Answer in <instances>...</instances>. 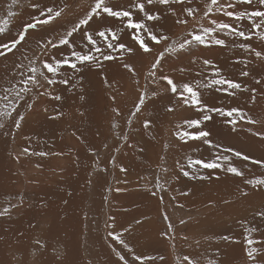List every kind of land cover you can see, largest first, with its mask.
<instances>
[{
	"label": "snow or ice",
	"instance_id": "snow-or-ice-1",
	"mask_svg": "<svg viewBox=\"0 0 264 264\" xmlns=\"http://www.w3.org/2000/svg\"><path fill=\"white\" fill-rule=\"evenodd\" d=\"M19 0H11L7 16L0 20V36L5 35L12 24L13 18L21 13L13 10ZM86 4V7L84 6ZM27 7L33 10L31 19L25 22L15 36L7 42L0 43V57L15 55L19 52V60L14 61L12 69L8 70L7 78L0 84V138H16L22 133L23 126L30 116L37 111L43 112L49 120H59L64 116L63 105L73 94L82 102L76 111L80 117H85L83 103H87L84 86L86 72L97 75L104 89V97L110 110L108 125L112 138L111 150L120 153L124 148L131 149L143 158L146 148L137 141L131 143L136 131L135 125L140 122V132L153 134L155 120L148 112L150 104H155L158 98L169 97L163 106L165 114H176L184 109H192L196 115L184 118L175 125L173 135L179 141V146L187 145L190 141L199 142L211 151L208 158L186 156L184 162L176 161L178 174L167 167V156L161 155L155 165L154 182L147 181L144 190L152 197L164 203L162 192L170 190L172 182H178L181 177L191 180L221 179L219 172L233 175L242 180L244 187H238L239 198H248L256 192H264V174L251 175L248 165L264 169V158L246 154L231 146H224L213 139V131L209 126L219 118L220 122L231 128L233 132L247 131L251 136L264 141V117L258 118L250 114L251 106L264 101V72L253 74V65H264V47L257 48L252 41L258 40L264 44V0H84V4L74 5L69 0H57L52 5H42L41 0H27ZM80 10L70 26L62 25L60 29L52 28L44 36L29 42V33L44 26H52L70 12ZM226 17V20L219 19ZM171 17L174 26H182L185 33L180 38H174L172 27L168 25ZM246 22V23H245ZM96 27H93V25ZM127 33L131 43L124 40ZM218 33H224L233 38L232 48L243 50L245 59H236L234 63L243 65L240 78H230L223 74L222 69L214 61L207 58H194L191 64L202 65L196 71L198 79L177 80L171 72L163 71L166 58L192 45L209 47L217 45L228 47L225 39L219 38ZM79 37V39H77ZM159 49V50H157ZM136 56L152 57L143 73L132 62ZM115 69L119 75L127 76L132 82L135 98L127 115L123 110L121 99L126 96L123 85L112 75L110 69ZM210 70V75H205ZM183 74L189 69H175ZM143 80V82H142ZM251 80L255 86L247 83ZM211 93L221 94L219 103H211L207 98ZM247 94L245 107L232 100H239L242 94ZM41 101L46 103L41 104ZM24 109L21 111V109ZM76 135L75 132L72 133ZM99 136L100 133L98 132ZM81 137L77 136V139ZM153 138H155L153 136ZM30 140V137H24ZM172 147L165 141L163 148L167 153ZM105 150L110 148L108 143L103 145ZM90 154L95 158L94 167L107 171V166L100 168L101 161L96 149L90 148ZM60 156L61 152L35 151L30 146H24L12 154L16 163L29 157ZM247 162L240 166L234 162ZM108 163L127 174L128 168L118 163L117 156L112 155ZM35 168L42 169L36 163ZM203 170V171H201ZM16 173H13L15 176ZM36 184L38 181H28ZM92 183L91 179L88 181ZM151 184V187L148 184ZM111 190V189H109ZM117 192L122 189L117 188ZM190 192H181L188 196ZM107 199V197H105ZM176 200V197H171ZM67 204V201L64 202ZM225 204L230 201L225 200ZM26 206L23 193L9 194L6 206L0 208V219H12ZM41 207H46L43 202ZM177 207L184 205L177 203ZM211 206V205H210ZM112 222H105L106 240L109 247L118 258L120 264H130L126 255L115 245L132 255V260L139 264H149L157 258L153 256L136 255L134 249L123 238L124 233L131 232L132 226L115 230L114 217ZM146 219V218H145ZM166 230L161 234L170 241H175V225L167 212L163 213ZM143 223L141 219L135 224ZM179 223H187L180 219ZM242 228V240L234 236L222 235L225 242L242 244V264H264V202L253 210L251 219L238 221ZM29 228H37L36 222H30ZM24 233L21 232L20 236ZM187 239V237H183ZM34 255L48 250L45 241L36 238L33 242ZM160 261L165 257L160 256ZM52 264H63V257L58 248H52ZM90 264V262H89ZM179 264H201L200 260L184 255ZM207 264H220V252L217 249L215 258Z\"/></svg>",
	"mask_w": 264,
	"mask_h": 264
},
{
	"label": "rangeland",
	"instance_id": "rangeland-1",
	"mask_svg": "<svg viewBox=\"0 0 264 264\" xmlns=\"http://www.w3.org/2000/svg\"><path fill=\"white\" fill-rule=\"evenodd\" d=\"M56 2L57 0H41L42 5H52ZM114 2L126 3L127 0H114ZM69 3H73L75 8L77 4H84V0H69ZM9 4L11 0H0V20L6 18ZM84 6L86 7V4ZM13 10L21 14L13 18L10 30L0 36V43L12 39L33 14V10L27 7V0H19L18 6ZM79 11L70 12L52 26H44L35 32H30L29 42L34 46V39L47 35L52 28L62 30V25L70 26L69 22L75 20ZM219 19L227 18L219 16ZM167 22L172 27L174 38L184 35L185 29L182 26H174L171 17ZM93 27L96 25L94 24ZM217 35L225 39L228 47L214 44L209 47L192 45L166 58L163 71L173 73L177 80L198 79L196 71L200 70L202 65L199 63L193 65L191 60L199 57L214 61L224 75L239 79L243 65L234 61L238 58H247V54L243 50L232 48V37L224 33ZM124 40L131 43L127 33L124 34ZM252 43L257 48L264 47V44L258 40L254 39ZM19 58V52L0 57V84L5 82L8 70L12 69L13 62ZM151 59L152 57L136 56L132 58V62L143 73ZM173 62H176V65ZM170 64L175 67H171ZM180 67L188 68L189 71L183 74L174 71ZM110 71L117 80H120L123 85L122 90L131 94L120 101L121 104H125L123 110L127 115L135 98L132 82L126 75L123 77L119 75L114 68ZM252 71L254 75L264 72V65H253ZM204 74L210 75V70H205ZM84 75L87 103H83L82 110L86 112L85 117H80L76 111L82 102L73 94H69L70 98L63 105L64 116L61 119L49 120L43 112L37 111L30 116L16 140L0 138V208L6 206L9 194L23 193L26 199V206L12 219H0V264H52V248L60 250L63 264H89V262L120 264L109 247L110 241L105 239V222L111 223L110 217H114L116 231H123V228L132 226L131 232L124 233L123 238L134 249L136 255L157 258L149 264H161L162 261L159 260L161 255L169 264H179L184 255L199 259L201 264H207L209 259L215 258L217 249L220 252V264H242V244L225 242L220 237L230 235L242 240V228L238 221L251 219L253 210L264 202V192L252 194L249 203L243 204L237 193L238 187H244L241 178L219 172L221 177L219 180H191L181 177L178 182H172L169 186L170 192L160 193L164 197L162 204L159 199L144 190L147 181L154 182L155 165L159 162V157L166 154L167 167L174 170L173 174H178L176 161L184 162V158L188 155L193 158L201 156L208 158L211 155L207 146L199 142L190 141L187 145L177 147L179 141L173 135L176 131L175 125L181 123L184 118L194 117L196 113L192 109H184L176 114H165L163 106L168 103L169 97L158 98L155 104L149 105L148 112L145 113V115L151 114L155 120L154 133L141 134L140 122L137 121L131 141V143L139 141L146 148L144 157L141 158L137 152L128 148L115 153L111 150L113 141L108 125L110 110L107 105L99 101V98L100 100L105 98L104 89L97 75L91 72H86ZM247 83L255 86L251 80H247ZM246 97V93L242 94L239 100L233 99L232 104L239 103L249 107L244 105ZM207 98L211 103H219L222 97L221 94L211 93ZM43 103L46 102L41 101V104ZM23 110L22 108L21 111ZM250 114L258 118L264 117V101L251 106ZM209 126L212 128L213 139L216 142L254 157L264 158V141L251 136L247 131L233 132L230 127L222 124L219 118ZM258 127L264 128V124ZM73 132L76 135H73ZM77 136L81 138L77 139ZM24 137H30V140H25ZM165 141L172 145L167 153L163 148ZM105 143L110 146L108 150L103 148ZM29 144L35 151L61 152L63 155H49L44 158L33 156L21 160L19 164L16 163L12 159V154ZM90 148L97 150L101 161L99 167L107 166V171L100 172L94 167L95 158L90 154ZM112 155L117 156L119 164L128 168L127 174L108 163ZM233 159L240 166L247 164L236 158ZM36 163L41 164L42 169L35 168ZM25 166L27 170L23 171ZM248 167L252 169L249 176L264 174V169L252 165ZM13 173L16 175L13 176ZM142 177H146L147 181ZM89 179L92 181L91 184L88 183ZM30 180L38 183L30 184L28 182ZM148 186L151 187V184L149 183ZM117 188L122 191L117 192ZM185 191L190 194L180 195ZM173 196L176 200L171 199ZM234 198L236 201H233ZM225 200L230 201L231 204H225ZM65 201L67 204L64 203ZM42 202L46 207L40 206ZM177 203L183 204L184 207H177ZM232 203L234 205L232 212L226 217L217 218L218 213L225 211V206L231 207ZM220 205L223 207L217 210L216 207ZM164 212H167L175 225L174 242L161 235L166 230ZM137 219H141L143 223L136 225ZM180 219H185L187 223L181 225ZM30 222H36L37 228H29ZM21 232L24 233L23 236H20ZM183 237L187 239H182ZM36 238L45 241L48 245V250L43 254L39 251L33 254L35 251L33 242ZM115 246L126 255L130 264H139L132 260V255L126 250L119 245Z\"/></svg>",
	"mask_w": 264,
	"mask_h": 264
},
{
	"label": "bare ground",
	"instance_id": "bare-ground-1",
	"mask_svg": "<svg viewBox=\"0 0 264 264\" xmlns=\"http://www.w3.org/2000/svg\"><path fill=\"white\" fill-rule=\"evenodd\" d=\"M218 51V50H217ZM212 53H214V52H212ZM215 54V53H214ZM173 64L174 65H176V62H173ZM173 64L171 65L170 64V66L171 67H175V66H173ZM227 76V75H226ZM132 90V89H131ZM134 91V90H133ZM133 93V92H132ZM101 94H102V97H103V93L101 92ZM127 95H131V94H129V92L126 94V96ZM134 95H135V92H134ZM213 98V97H212ZM131 99H133V97L131 98ZM104 100V101H103ZM103 100H100V98H99V101H101V103H103L105 106L107 105V100H106V98H103ZM127 100V99H126ZM103 101V102H102ZM133 101V100H132ZM126 103V102H125ZM122 105H125V104H122ZM94 118V117H93ZM31 120V119H30ZM73 137V136H72ZM9 139V138H8ZM74 140V139H73ZM150 140V139H149ZM20 142V141H19ZM76 142V141H75ZM64 146V145H63ZM33 147V146H32ZM56 164V163H55ZM59 164V163H58ZM23 170V169H22ZM27 170V168H26V166H25V168H24V170L23 171H26ZM18 182V181H17ZM23 182V181H22ZM27 183V182H26ZM21 184V183H20ZM25 184V181H24V183H23V185ZM20 186V185H19ZM18 187V186H17ZM25 187H27V186H25ZM29 187V186H28ZM20 188V187H19ZM27 189V188H26ZM170 192V191H169ZM255 194V193H254ZM27 197V196H26ZM253 198V197H252ZM188 199H190L189 197H188ZM231 199V198H230ZM240 199V201H241V203H243V204H248L249 203V197L248 198H239ZM186 201H187V199H186ZM232 201V200H231ZM233 201H236V198H234L233 199ZM232 201V202H233ZM255 201H257V200H255ZM189 202H187V204H188ZM251 203V202H250ZM231 204V203H230ZM237 204H238V201H237V203H236V206H237ZM239 205H241L242 206V204H239ZM203 207H205V206H203ZM220 207L222 208L223 207V205H220V206H217L216 207V209L217 210H219L220 209ZM247 207H248V205H247ZM233 208H234V205H233V203H232V206L230 207V206H225V211H220V212H222V213H218V215H217V218H222V217H226V216H228L231 212H232V210H233ZM238 208V207H237ZM242 209V208H241ZM211 210V209H210ZM214 210V209H213ZM212 210V211H213ZM222 210V209H221ZM209 211V210H208ZM212 211H210L211 213H212ZM238 212H239V210H237ZM209 212V213H210ZM236 212V211H235ZM237 214V213H236ZM213 215V214H212ZM85 217V216H84ZM238 217V216H237ZM86 218V217H85ZM207 218V217H206ZM210 218V217H209ZM228 218V217H227ZM210 219H212V218H210ZM233 219V218H232ZM237 219V218H236ZM206 220H208V219H206ZM235 220V219H234ZM237 221V220H236ZM65 223V222H64ZM118 226V225H117ZM196 226V225H195ZM71 229V228H70ZM76 229V228H75ZM190 230H192V229H190ZM68 237V236H67ZM134 239V238H133ZM183 239V238H182ZM101 243V242H100ZM192 247V246H191ZM100 248H103V247H100ZM190 248V247H189ZM96 251H94V253H95ZM95 256V255H94ZM243 256V255H242ZM100 258V257H99ZM95 259V258H94ZM95 263H96V260L94 261ZM93 262V263H94ZM161 262V261H160ZM97 263H99V262H97ZM108 264H110V262H107ZM159 263V262H158ZM161 264H169V262H168V260L167 261H163V262H161Z\"/></svg>",
	"mask_w": 264,
	"mask_h": 264
}]
</instances>
